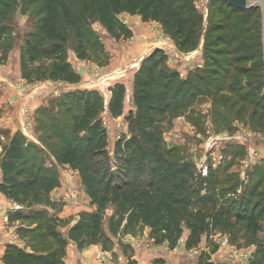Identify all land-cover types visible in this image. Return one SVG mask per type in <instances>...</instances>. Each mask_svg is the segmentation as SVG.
I'll return each mask as SVG.
<instances>
[{"label": "trees", "instance_id": "obj_1", "mask_svg": "<svg viewBox=\"0 0 264 264\" xmlns=\"http://www.w3.org/2000/svg\"><path fill=\"white\" fill-rule=\"evenodd\" d=\"M23 1L34 8L36 21L33 30L23 37L19 32L13 47H19L21 51V76L28 82H78L80 75L68 60V32H73L75 53L86 59L89 47L96 43L95 34L89 27L95 19L112 35L129 37L131 32L120 22L119 15H140L145 21L160 23L182 51H193L199 44L203 17L195 11V0ZM13 2L0 0V46L11 28L8 22L12 21ZM211 6H219L217 12L222 14V20H225L220 11L223 7L238 14L261 13L258 6L239 9L224 0H211ZM241 23L239 20L234 26L239 28ZM216 26L225 28L222 23ZM217 28L210 27L207 39L208 33ZM232 36L239 38L234 33ZM225 37L221 35L217 41H224ZM2 53L0 60L7 56V47L2 48ZM164 61V53L157 51L142 62L135 74L133 98L136 111L128 117L133 135L124 149H117L115 172L110 171V158L100 148L105 140L99 131L103 109L100 93L80 91L82 108L74 116L73 138L59 132L61 123L57 115L50 114L42 124L40 115L36 116V123L42 126L37 127L38 133L49 152L59 163L69 164L79 171L87 194L97 206L95 211L81 213L68 230V238L80 249L93 244L108 248L112 240L103 228V221L106 209L112 206L114 211L109 220L110 231L114 234L120 229L123 233L135 234L138 229L148 227L149 236L155 243L168 242L169 248L174 249L187 228L191 231L186 241L189 249L201 241L209 226L227 230L233 239L237 238V231H241L243 238L255 246L251 264H264V206L258 209L262 201L257 200L253 205L251 199L218 202V197L222 198L225 191L223 189L221 196H217L213 189L216 187H209L205 195H200L190 179L194 174L192 165L179 164L174 150L164 148L160 122L181 98H193L202 88L199 84H191V74L178 81L177 72L162 70ZM184 86L194 90L182 95ZM125 95L123 84L117 83L111 89L108 104L111 116L119 117L124 113ZM3 133L7 134L8 141L0 153V192L21 206L10 213V220H21L27 225L37 223L33 228H18L27 248L8 245L4 260L6 264H64L68 238L58 228L60 221L55 213L49 210L59 206L52 201L51 192L60 184V173L46 165V159L50 157L48 152L28 141L23 133L18 131L11 135L0 127V141ZM54 144L55 148L52 147ZM255 190L257 188L247 194L249 198L258 194ZM231 207H237V211H232ZM233 239H230L231 243H234ZM203 253L198 263L213 264Z\"/></svg>", "mask_w": 264, "mask_h": 264}, {"label": "rangeland", "instance_id": "obj_2", "mask_svg": "<svg viewBox=\"0 0 264 264\" xmlns=\"http://www.w3.org/2000/svg\"><path fill=\"white\" fill-rule=\"evenodd\" d=\"M13 1L12 21L8 22L11 28L0 46V58L3 56L2 48L7 47V56L0 60V127L8 130L10 134L12 131L10 132L6 126L11 128L13 126L15 131L23 129L28 141L48 152L50 156L46 159L48 168H56L65 176L68 173L66 177L64 176L66 178L64 184L69 183L70 189H73L74 196L71 195L73 201L85 203V199H88L89 205L94 206L95 211V205L85 187L80 185L82 181L79 171L70 165L59 163L49 152L37 130L38 126L41 128L42 126L36 123L33 113L37 111L36 114L40 115L41 124L44 120L47 121L50 114L57 115L61 123L58 126L59 132L70 134V138H73L74 116L78 115L82 108L80 91L100 93L103 98V109L99 117V131L105 138L100 148L110 158V171L115 172L117 149H124V145L133 135L128 117L136 111L133 98L135 74L146 58L161 51L165 55L162 70L177 72L178 81L192 75L191 84L196 83L202 87L201 92L193 98H181L178 105L172 107L160 122L159 130L164 148L174 150L173 155L179 164L187 162L192 165L194 174L190 179L200 195H205L209 187H216L213 189L217 196H221L223 189L225 191L222 198L218 197V202L251 199L249 200L251 205L257 200L262 201L259 210L264 206V197L261 198L264 195V65L263 49L260 46L262 26H259L261 24L259 11L238 14L223 7L220 11L223 12L225 20H222V14L217 12L219 6L212 7L211 0H195V11L202 15L203 21L199 28V44L193 51L180 50L160 23L145 21L140 15L128 13L119 15L120 22L131 32L129 37L112 35L99 20L95 19L91 21L89 27L95 34L96 43L89 47L86 59L79 58L75 53L73 32H68L70 41L68 60L75 72L80 75L78 82L52 80L28 82L21 76V51L19 47L13 45L19 32L23 37V34L33 30L36 17L33 14L34 8L27 6L23 0ZM239 20L242 22L241 26L236 28L234 25ZM221 23L225 28L219 29V26L217 28L216 25ZM212 25L217 30L208 33L207 39V31ZM233 33L239 35V38L234 39ZM221 35L226 36L223 38L224 41H217ZM198 78H201V81ZM117 83L123 84L126 89L124 113L119 117H113L108 111V104L111 89ZM193 90L192 87L184 86L182 95ZM211 139L217 140L213 148L208 147ZM7 141L8 136L3 133L0 153ZM52 147L55 148L56 144ZM220 156L221 159L218 160ZM206 167L207 174H204ZM256 188L258 194L249 198L247 194ZM15 205L19 206L16 203ZM231 209L237 211V207ZM49 210L53 212L55 209ZM56 211L59 212L58 209ZM110 211H114L112 206L105 211L104 229H110ZM68 224L67 222L59 225L61 228H67L65 226ZM24 225L33 228L37 223ZM238 229L241 230L239 227ZM119 231L123 232L122 229ZM145 232L150 237L148 227L138 229L135 234H128L138 236L144 235ZM183 234L189 237L191 231L185 228ZM204 234L207 239L203 243L198 241L187 250L191 252L204 247L207 251L202 253L206 255L205 257L208 256L213 264H230L213 255L215 244L212 236L221 235L233 239L231 234L223 228L213 226H209L202 235ZM15 236L13 241L22 244V248H27L25 241H17ZM147 239L148 241L142 242L148 245L151 238ZM233 242L235 244H232L248 250L253 257L255 246L243 238L241 231H237V238L233 239ZM165 246L170 247V244L166 242ZM202 253L199 256H191L190 264L199 262Z\"/></svg>", "mask_w": 264, "mask_h": 264}, {"label": "crops", "instance_id": "obj_3", "mask_svg": "<svg viewBox=\"0 0 264 264\" xmlns=\"http://www.w3.org/2000/svg\"><path fill=\"white\" fill-rule=\"evenodd\" d=\"M22 79V78H21ZM55 84L59 82H54ZM64 83V82H62ZM37 111L33 114L37 116ZM6 128L12 131L11 135L16 132H21L23 134V129L14 130L13 126ZM69 165V164H65ZM64 172V171H63ZM1 170H0V182H1ZM68 173H66V176ZM65 174L60 171V184L53 190L51 194V199L53 202L58 204L57 207L59 212L57 213V208L53 211L56 217L59 219L60 224L69 223L68 226L71 227L80 218V213L94 211V206L91 207L89 200L85 199V203H79L75 200L73 201L71 195L73 194V189H70L69 183L65 182ZM78 176V175H77ZM80 176V173H79ZM81 178V176H80ZM69 182V181H68ZM82 186V184H80ZM68 188V189H67ZM73 188V187H72ZM74 196V194H73ZM88 198L87 195H85ZM63 200V201H62ZM65 200V202H64ZM68 202V203H67ZM16 202L7 198L0 192V264H6L4 256L8 245L15 244L22 247L19 242L13 241V236H15L17 241H23L18 233L19 227H25L21 220L11 221L10 213L21 208L15 205ZM79 203V204H77ZM97 206L95 205V209ZM91 211V212H92ZM57 213V214H56ZM110 216H112L113 211H110ZM68 226H65L68 228ZM60 227V225H59ZM62 227V226H61ZM60 230L68 238V231L70 228H61ZM107 235L111 238L112 243L108 248H104L102 244H93L80 249L76 242L68 238V244L66 246V252L63 256L64 264H190L191 255L186 247V241L188 235L183 234L174 249H171L164 243V245H152L149 246L142 241H148L147 233L144 235H132L128 233H123L118 231L116 234L110 231V229H105ZM207 236L204 234L201 236V243L205 241ZM151 241H154L151 238ZM143 243V244H142ZM100 257V259H99ZM208 261H210L208 259ZM212 261V260H211ZM194 264H199L194 263Z\"/></svg>", "mask_w": 264, "mask_h": 264}, {"label": "built area", "instance_id": "obj_4", "mask_svg": "<svg viewBox=\"0 0 264 264\" xmlns=\"http://www.w3.org/2000/svg\"><path fill=\"white\" fill-rule=\"evenodd\" d=\"M217 144V140L211 139L208 143L209 148H213ZM221 156L218 157V160ZM204 174H207V167L204 169ZM214 239L215 250L214 254L221 261H226L230 264H251V253L231 243L230 238L227 236L215 235ZM151 246L155 245L154 241H151ZM203 251H207L206 248H199L190 252L191 256H199ZM100 259V257H99Z\"/></svg>", "mask_w": 264, "mask_h": 264}, {"label": "water", "instance_id": "obj_5", "mask_svg": "<svg viewBox=\"0 0 264 264\" xmlns=\"http://www.w3.org/2000/svg\"><path fill=\"white\" fill-rule=\"evenodd\" d=\"M229 5L239 9H247L258 6L261 9V33H262V49H263V63H264V0H224Z\"/></svg>", "mask_w": 264, "mask_h": 264}]
</instances>
